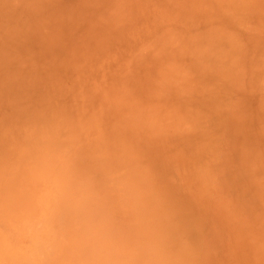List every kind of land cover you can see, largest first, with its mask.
I'll return each instance as SVG.
<instances>
[{"label":"rangeland","instance_id":"374dc122","mask_svg":"<svg viewBox=\"0 0 264 264\" xmlns=\"http://www.w3.org/2000/svg\"><path fill=\"white\" fill-rule=\"evenodd\" d=\"M85 225L264 264V0H0V264Z\"/></svg>","mask_w":264,"mask_h":264},{"label":"bare ground","instance_id":"6f19581e","mask_svg":"<svg viewBox=\"0 0 264 264\" xmlns=\"http://www.w3.org/2000/svg\"><path fill=\"white\" fill-rule=\"evenodd\" d=\"M148 214H149V212H148ZM143 215L147 216V212H143ZM7 221H8V219H7ZM52 222L56 224V222H54V221H52ZM6 223H10V222H6ZM85 227L87 229L86 232L89 234H87V236H86V232L82 233V234H78L80 237L78 238L77 242L75 243V245L73 247H72V245L74 244L75 239L74 238L69 239V241L67 243L70 246V248L69 249L66 248V251L64 253H60L61 258H63V257L74 258L77 260L78 264H159L156 257L159 256L161 254V252H160L156 242L152 243V241H151L147 245H149V244L156 245L157 249H154V251L147 250L146 256H144L145 254H143V257H145V258L150 256L151 257L150 260H148L146 258V260L143 259L141 262H139L138 257L136 255L135 256L133 255L131 257L124 258L119 263L117 260V258L119 257V254L116 250L117 248H116L115 242L110 240L104 232L98 231V232L93 233V232H91L90 228L87 225H85L83 228H85ZM5 239H7V238L5 237ZM34 241H36V240L34 239ZM184 245L185 244H183L181 246V248L182 249L184 248L185 251L187 253H189L192 250V248H188V247H186V245L185 246ZM75 246L79 247V249H80L79 254H77L75 252ZM118 250L123 252V253H127V248L124 245H120ZM88 253H92V256L87 257L86 255ZM181 255H182V253H181ZM183 256L186 257V254L184 253ZM183 256L175 258L174 254L172 253V255H168V258L174 257L175 262L173 261V263L175 264L178 261H184ZM34 257H35V255H34ZM86 257H87V259H85ZM188 264H200V263H197V259L190 256L188 258Z\"/></svg>","mask_w":264,"mask_h":264}]
</instances>
